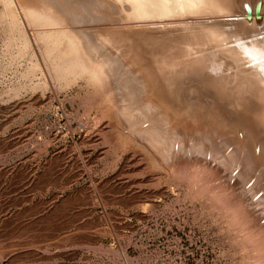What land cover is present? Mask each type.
Here are the masks:
<instances>
[{
  "label": "rangeland",
  "instance_id": "obj_1",
  "mask_svg": "<svg viewBox=\"0 0 264 264\" xmlns=\"http://www.w3.org/2000/svg\"><path fill=\"white\" fill-rule=\"evenodd\" d=\"M3 9L0 264H246L258 230L241 177L223 183L198 150L158 152L137 115L54 76L18 6L31 42H12Z\"/></svg>",
  "mask_w": 264,
  "mask_h": 264
},
{
  "label": "bare ground",
  "instance_id": "obj_2",
  "mask_svg": "<svg viewBox=\"0 0 264 264\" xmlns=\"http://www.w3.org/2000/svg\"><path fill=\"white\" fill-rule=\"evenodd\" d=\"M257 1L188 9L158 0H0L1 15L19 33L12 42L24 49L31 42L18 6L54 76H79L122 107L128 121L137 115L158 152L198 150L219 160L223 183L233 187L241 177L258 230L244 234L246 264H264V78L238 45L264 46V18L189 19L246 12L245 3L254 11Z\"/></svg>",
  "mask_w": 264,
  "mask_h": 264
},
{
  "label": "snow or ice",
  "instance_id": "obj_3",
  "mask_svg": "<svg viewBox=\"0 0 264 264\" xmlns=\"http://www.w3.org/2000/svg\"><path fill=\"white\" fill-rule=\"evenodd\" d=\"M130 2L143 4L148 0H130ZM220 0H158V4H171L173 7L179 6L181 8L195 9L206 5H214L219 3ZM260 2V0H258ZM239 3V0H229V5ZM245 9L251 7L250 4L245 3L243 5ZM249 41H241L238 47L241 48L242 53L245 57L252 61V64L258 68V71L262 78H264V46L262 47H249Z\"/></svg>",
  "mask_w": 264,
  "mask_h": 264
},
{
  "label": "water",
  "instance_id": "obj_4",
  "mask_svg": "<svg viewBox=\"0 0 264 264\" xmlns=\"http://www.w3.org/2000/svg\"><path fill=\"white\" fill-rule=\"evenodd\" d=\"M262 1L260 0V2H256L255 3V10L253 11L252 6L248 9H246V12H231V13H227V14H211V15H206L204 17H200V18H190L189 20H207V19H216V18H220V19H227V18H236V17H245L248 19H253L256 18L257 20H261L262 18H264V13H262L261 9H262ZM231 14V15H228ZM181 20H185V19H181ZM153 21H144V23H151ZM143 23V22H142ZM122 24V23H119ZM126 24V23H124Z\"/></svg>",
  "mask_w": 264,
  "mask_h": 264
}]
</instances>
